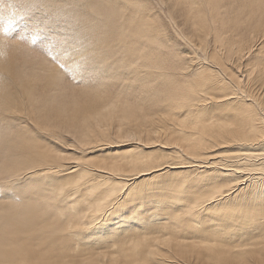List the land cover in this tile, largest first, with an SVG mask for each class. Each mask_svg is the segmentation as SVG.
I'll list each match as a JSON object with an SVG mask.
<instances>
[{
	"label": "bare ground",
	"instance_id": "6f19581e",
	"mask_svg": "<svg viewBox=\"0 0 264 264\" xmlns=\"http://www.w3.org/2000/svg\"><path fill=\"white\" fill-rule=\"evenodd\" d=\"M161 1L169 4L172 0ZM221 1L226 0H175L184 16L180 28L182 31L187 28L186 43L192 38L199 39L196 44L206 51L204 58L196 56L195 49L185 53L181 50L177 62L153 63L149 83L154 89V99L124 86L113 87L118 88L122 97L109 98L108 90L92 94L93 123L85 117L84 127L73 132L77 146H88L84 147L83 156L96 150L93 143L107 141L101 150H106L104 154L111 159L110 163L81 166L85 170L81 176H91L89 183L109 190L132 180L136 181L134 188L149 182L161 188L179 183L188 187V195L192 197L181 199L182 193L176 192L168 198L156 196L121 208L100 229L84 235L77 245L82 251L81 258L87 257L91 264H264V215L259 195L264 176L253 171L264 168V159L259 162L253 159L264 154V143L255 136L250 137L254 142H241L245 128L236 119L238 110L211 102L220 101L221 93L231 95L241 88L257 106L264 103V3L227 0L223 4L231 19L227 18L230 23L226 24L230 36L222 47L214 40L209 44L211 28L200 23L208 20L210 11ZM220 21L225 24L223 18ZM181 47L189 49L186 44ZM185 60L196 61L202 71L219 81L215 95L206 92L189 101L190 86L181 78ZM99 67L91 68L95 76L113 78L110 71ZM205 99H209L208 104L202 103ZM186 103H200L205 109L203 118L185 111ZM254 131L259 132V128ZM117 137L132 139L113 142ZM13 150L23 153V145L16 143ZM226 156L231 159H225ZM113 162L118 171L125 173L120 179L96 172L99 168L111 169ZM157 162L163 163L159 172L143 175L155 169ZM71 167L76 165L65 164L69 171ZM47 171L45 168L29 174L37 180L32 182V188L47 183L50 179ZM164 174L169 175L165 181L155 179ZM51 175L58 177L57 183L68 180L60 178L68 177L66 173ZM226 185H237L238 191L215 201L201 200L198 208L188 211L195 200ZM22 200L24 205L29 203L23 197ZM242 208L254 212L235 214ZM60 226L54 215L42 209L24 206L11 212L0 209V261L6 257L11 264H55ZM117 233L119 239L114 237Z\"/></svg>",
	"mask_w": 264,
	"mask_h": 264
},
{
	"label": "snow or ice",
	"instance_id": "6c2138e0",
	"mask_svg": "<svg viewBox=\"0 0 264 264\" xmlns=\"http://www.w3.org/2000/svg\"><path fill=\"white\" fill-rule=\"evenodd\" d=\"M260 2L264 3V0ZM38 7L45 14L36 21V26L46 28V38H48V44L42 50L61 71L67 69L65 75L71 74L70 78L76 83L81 82L76 79L81 70L87 71L90 67L102 65L105 72L112 73L113 79L127 76L124 87L139 90L154 99V89L149 83L151 65L160 62H177L181 59L179 56L181 46L173 38L171 29L163 18L157 20L159 5L155 0H102L101 3H85L82 0H42ZM4 31L7 32L8 29L5 28ZM34 43L35 39L30 41V44ZM57 44L60 45L59 52L53 55L50 49ZM61 54L66 59H72V67L66 65L64 59H61ZM184 63L181 78L190 86L189 101L197 95L203 96L206 92L215 95L214 89L219 86V81L202 71L196 61L185 60ZM209 99H205L202 103L208 104ZM211 102L228 104L238 110L236 119L243 123L245 128L241 142H254L250 137L255 136L264 143V103L257 106L253 98L241 88H237L231 95L221 93L220 101ZM184 110L191 112L193 117L201 118L205 111L200 103H186ZM256 128H259V132L254 131ZM60 131L62 129L54 127L50 121L36 120L31 114L26 116L24 112L17 111L6 101L0 100V138L11 137L18 145H23V155L17 160L0 161V190H2L0 199L9 196L13 198L0 204V209L11 212L24 206L30 210L42 209L48 215H54L57 223L61 225L56 236L54 254L58 255V259L55 264H91V260L87 257L81 258L82 251L77 245L82 243L84 235L100 229L126 205L156 196L168 198L176 192L182 193L181 199H192L188 195V187L179 183L161 188L149 182L134 188L136 181L132 180L124 183L123 186L117 185L111 190L103 185L96 186L89 183L91 176H81L85 170L79 166L91 162L69 156L66 151L60 150V141L55 139V133ZM41 133L44 135L41 136ZM127 139L132 137H117L113 142ZM40 141H48V143ZM77 144L78 142L66 144V148L75 149ZM80 147L88 146L80 145ZM225 159L231 157L226 156ZM253 159L259 162L264 159V154ZM65 164L76 167H71L69 171L65 168ZM157 164L155 169H150L143 175L159 172L163 163L157 162ZM45 168L48 169L45 174L49 175L50 179L44 186L21 190L18 183L20 177L35 174ZM117 168L118 165L113 162L111 169L104 167L95 170L97 173H110L111 177L120 179L125 173L118 171ZM236 170L243 171L240 168ZM253 171H258L264 176V168ZM52 173H66L68 180L57 183L58 177L51 175ZM78 176L80 179H75ZM237 191V185L217 188L201 196L200 200H195L188 211L198 208L201 200L215 201ZM259 195L262 200L261 214L264 215V181L261 183ZM22 197L29 201L27 205L23 204ZM253 212L251 208L247 211L242 208L235 214L244 216L252 215ZM114 237L120 238L118 233L114 234ZM0 264H11V262L5 257Z\"/></svg>",
	"mask_w": 264,
	"mask_h": 264
},
{
	"label": "rangeland",
	"instance_id": "374dc122",
	"mask_svg": "<svg viewBox=\"0 0 264 264\" xmlns=\"http://www.w3.org/2000/svg\"><path fill=\"white\" fill-rule=\"evenodd\" d=\"M41 2L42 0H0V100L6 101L11 108L24 112L26 116L31 114L36 120L42 116L41 120L50 121L54 127L62 129V131L55 133V139L60 141V150L66 151L64 149L66 144H76L74 142L76 139H73L76 135L73 132H78L84 127L82 120L87 117L93 123L91 119L92 94L108 90L109 98L122 97L123 94L119 92L118 88L113 90V87H123L125 78H123L124 76L115 79L112 77H97L91 67L87 71L81 70L77 74L76 79L81 81L79 83L70 78L71 74L65 75L67 69L61 71L42 50L48 44V38H46V28L36 26V21L45 14L38 7ZM82 2L101 3L102 0H82ZM155 2L159 5L158 18H163L171 29L173 38L181 46L186 44L189 47V49L181 47L182 52L195 49L193 51L196 56L204 58L207 53L196 44L199 39L192 38L190 43H186L187 28H184L183 31L180 28L184 16L175 0H172L169 4L161 0H155ZM224 3H228V1L217 3L216 7L210 11L206 22L200 20L202 25H209L211 28L209 44L214 40L222 47L227 45L226 40L230 36L226 24L229 25L230 23L227 18L231 19L223 5ZM5 5L8 7L6 8ZM221 18L224 19L225 24L220 21ZM5 28L8 29L7 32L4 31ZM33 39H35V43L30 44ZM210 48L209 45L206 50L208 51ZM59 49L60 45L57 44L51 47L50 50L55 55L59 52ZM61 59H64L68 67H72V59H66L62 54ZM93 85L95 87L92 89L91 86ZM132 103L134 102L132 101ZM68 133L71 135H68ZM43 135L41 133V136ZM40 142L48 143V141ZM93 145L96 146V150L84 156L82 154L84 147L80 149L79 146L66 151V153L78 159L84 157L81 160H88L91 162L90 164L103 165V163H110L111 159L104 154L106 150H101V148L107 146V141H100L93 143ZM15 147L16 141L14 138H0V161H15L23 155V153L14 151ZM67 167L70 166L67 165ZM242 167L244 168V165ZM167 177L164 174L162 177L155 179L162 178L165 181ZM37 178L41 177L37 176ZM60 178L63 181L68 179V177L63 176ZM169 179H172L171 176ZM35 180V178L29 177L28 174L20 177L18 183H20L21 190H23L29 186L31 187L32 182ZM0 192V195H2V190ZM10 199L13 198L10 196L3 197L0 201Z\"/></svg>",
	"mask_w": 264,
	"mask_h": 264
}]
</instances>
